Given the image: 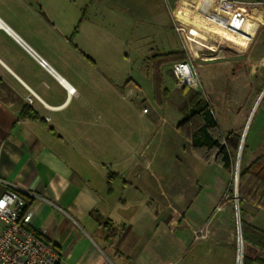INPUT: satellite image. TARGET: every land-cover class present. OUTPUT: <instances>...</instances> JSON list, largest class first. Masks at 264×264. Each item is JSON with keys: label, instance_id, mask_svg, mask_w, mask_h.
<instances>
[{"label": "crops", "instance_id": "obj_1", "mask_svg": "<svg viewBox=\"0 0 264 264\" xmlns=\"http://www.w3.org/2000/svg\"><path fill=\"white\" fill-rule=\"evenodd\" d=\"M230 1L239 7L223 14L217 0H0V197L16 190L31 198V227L56 247L61 264H214V246H223L219 261L235 264L236 216L240 226L243 221L264 232V210L230 192L226 170L196 157L212 168L218 184L214 190L204 187L208 193L192 222V242L180 231L190 222L184 214L180 220L169 212L154 218L153 205L139 198L141 189L131 182L151 165L123 150L140 142L147 147L156 118L169 125L170 115L165 119L161 109L173 96L180 103L193 94L182 111L201 95L173 88L172 68H165L170 95L163 107L157 106L147 64L154 53L185 52L195 70L217 64L216 81L264 83V55L259 53L264 0ZM180 7L194 13L180 14ZM218 13L226 15V25ZM172 29L179 33L173 43L165 37ZM107 35L115 36L112 48H142L147 55L142 60L124 55L127 66L131 63L126 71L107 64L95 53L111 48L101 43ZM175 42L182 49L172 51ZM68 87L76 93L71 95ZM132 88L135 94H126ZM134 98L152 105L147 113L143 108V114H153L140 128L132 119L137 108L125 103ZM260 104L251 113L256 107L264 110ZM26 108L39 119L22 118ZM180 121L170 124L178 138ZM225 129L241 127L227 120ZM257 130L264 148V129ZM245 144L250 157L258 143L248 145L245 139ZM186 146L192 153L187 140ZM255 158L246 159L247 165ZM94 211L109 222L112 235L91 216ZM246 264H264V251L248 246Z\"/></svg>", "mask_w": 264, "mask_h": 264}, {"label": "rangeland", "instance_id": "obj_2", "mask_svg": "<svg viewBox=\"0 0 264 264\" xmlns=\"http://www.w3.org/2000/svg\"><path fill=\"white\" fill-rule=\"evenodd\" d=\"M202 5L203 3H201V6ZM179 9L181 10L180 14L183 15L188 14L190 16L191 13H194L184 7H180ZM218 14L220 17L219 19L223 21L222 25H226V15H223L224 13ZM178 35V31L172 29L170 31V35H166L165 37L169 40V42L173 43V41H177ZM102 37L104 39H101V43L105 40L110 47L114 44L112 42L115 41L113 40L115 39V36L107 35ZM124 37L125 36H123V38ZM217 37L222 38V35H217ZM261 38H264V36ZM115 44L119 45L120 43L115 42ZM262 45L263 46L261 47L259 53L264 55V43H262ZM140 46L142 47V45ZM172 48H174L172 51H178L182 49V45L175 42V46H172ZM95 53L97 54V57H100V60H104L107 64L114 65L118 69H120L121 66L125 71L131 69L129 66L131 63L127 66L124 55L128 54L136 58L138 57L141 60L147 55V52L142 48L134 51H130V49L128 51H121L111 47L104 51L97 50ZM120 55H122L123 60L120 59ZM134 66L137 67L138 64L135 63ZM214 66H217V64H210V68L206 67L202 70H198L196 68L197 75L200 79V85L194 88L186 87L182 89H188L192 93H201L203 100L208 102L217 114L224 133L227 131L225 129L227 120L230 121L231 127H241V130H236L240 133L241 141L239 149L234 156V168L230 174V189L232 193L235 194V192L237 193L236 188H238L239 172L247 166L246 159H253L263 153V145H259L262 140V132L260 136H256L257 134L255 131H258L257 129L259 128L261 130L264 129V110L262 107L259 109L256 107L252 113L251 111L256 103L259 105L260 102L262 104L264 102V94L261 98L262 93H264V83L256 84L250 82L241 86L243 84L238 85L233 82H226V79H219L220 81H216L214 79L213 72ZM211 68H213V70H211ZM168 72L170 73L173 81V88L175 86L178 87L173 75V69L172 72ZM168 83L171 87V80H168ZM238 86L241 87L239 88ZM126 94H135V90L133 88L129 89ZM192 95L193 94H189L186 99L182 97V99H180V103L174 100V96L171 100L169 99L166 102L165 107L161 109V113L165 119H169L167 114L170 115L169 125L166 124V122L162 123V120L156 118L154 121L155 131L153 135H151L153 137H148L149 143L147 147V143L143 144L140 142L135 144L131 149L124 146L123 150L131 156L137 155V157L141 158L144 163L149 162L151 165L149 170H142V176L139 179H132L131 182L136 187L141 189L142 195H140L139 198L143 199L144 202H148L153 205L152 213L154 218L158 219L163 213L166 215L169 212V214H171L174 218L175 215L178 214L179 216L176 218L180 220L181 215L184 214L185 218L190 222L187 223V228L185 227L184 230L181 229L180 231L182 233L185 231L187 237H190L192 242H196L194 233L195 228L192 222L198 218V213H202L200 207H202L206 194L208 193L204 187L209 186V188L214 190L218 184V179L214 182V174L212 175L210 173L212 168L206 167L203 163H201V161L196 159L193 151L191 153L190 149L186 146V139L180 137L179 135L178 138L172 131H170L171 123L174 124L183 119L181 107L188 102ZM125 103H132V106L137 108V112L133 113L132 119L133 123H135L138 127H142V125L147 122L146 120L150 119L153 114L152 112L149 115L143 114V108L149 110L152 106L146 99L139 98L136 100V98H134L133 102L128 100L125 101ZM139 131H142V129H139ZM90 134L97 135V131L90 132ZM95 138H97V136ZM245 139L248 145H255V143H258V146L250 154V157H248L247 152L244 151L246 148ZM143 151L144 153H142ZM210 176L213 177L211 181ZM200 188H204L201 193ZM222 214L223 213H221V215ZM235 222L237 227V239L239 228H241L239 214L236 216ZM222 251L223 246L217 248L214 246V264H224L223 259L219 258L220 261L217 259V254H222ZM191 256L193 258V253L190 255L188 260H191Z\"/></svg>", "mask_w": 264, "mask_h": 264}, {"label": "trees", "instance_id": "obj_3", "mask_svg": "<svg viewBox=\"0 0 264 264\" xmlns=\"http://www.w3.org/2000/svg\"><path fill=\"white\" fill-rule=\"evenodd\" d=\"M187 60L188 57L185 52L165 55L154 53L147 59V64L153 75V99L157 106L163 107L170 95L166 87L163 70L170 67L173 69L175 64L184 63ZM262 106L264 108V102ZM182 115L183 119L177 125V132L191 143L194 155L206 165L216 163L231 174L234 168V156L240 146V133L237 131L223 133L212 106L204 101L199 94L183 108ZM20 116L34 120L39 119L27 108ZM230 192H232L231 189ZM237 193L241 201H247L264 210V155L258 156L240 170ZM19 195L26 201V207L20 212V219L22 220L33 201L21 193ZM91 216L98 223H103L108 234H113L114 231L109 228V222H103V218L97 211L92 212ZM241 231L245 246L264 251L263 231L243 221ZM36 234L41 236L37 231ZM44 240L48 242L46 239ZM244 264H246V258Z\"/></svg>", "mask_w": 264, "mask_h": 264}, {"label": "built area", "instance_id": "obj_4", "mask_svg": "<svg viewBox=\"0 0 264 264\" xmlns=\"http://www.w3.org/2000/svg\"><path fill=\"white\" fill-rule=\"evenodd\" d=\"M239 7L230 0H217V10L228 13ZM0 28L2 26L0 25ZM14 38L20 42L19 38ZM32 54V53H31ZM33 55V54H32ZM35 57V55H33ZM40 66L54 75L46 62L38 60ZM173 75L178 87H197L200 79L190 62L178 63L173 66ZM71 95L76 91L68 89ZM148 110L144 109V113ZM26 207V201L16 190H10L0 197V264H58L63 258L56 247L46 242L44 236H37L31 227L32 212L28 211L20 219V212ZM206 237V234L202 238ZM246 246L241 228L236 239L235 263L244 264Z\"/></svg>", "mask_w": 264, "mask_h": 264}, {"label": "water", "instance_id": "obj_5", "mask_svg": "<svg viewBox=\"0 0 264 264\" xmlns=\"http://www.w3.org/2000/svg\"><path fill=\"white\" fill-rule=\"evenodd\" d=\"M21 41V40H20ZM23 43V42H22ZM33 55H35L36 56V54L29 48V47H27L25 44H23ZM37 57V56H36ZM38 58V57H37ZM38 59H40V58H38ZM50 70H51V68H49ZM52 71V70H51ZM53 72V71H52ZM54 73V72H53ZM263 94L264 93H262V95H261V98H262V96H263ZM260 98V99H261ZM236 191H237V188H236Z\"/></svg>", "mask_w": 264, "mask_h": 264}, {"label": "bare ground", "instance_id": "obj_6", "mask_svg": "<svg viewBox=\"0 0 264 264\" xmlns=\"http://www.w3.org/2000/svg\"><path fill=\"white\" fill-rule=\"evenodd\" d=\"M68 89H72V88L68 87Z\"/></svg>", "mask_w": 264, "mask_h": 264}]
</instances>
